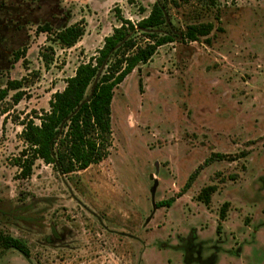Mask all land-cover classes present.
<instances>
[{
    "label": "rangeland",
    "instance_id": "rangeland-1",
    "mask_svg": "<svg viewBox=\"0 0 264 264\" xmlns=\"http://www.w3.org/2000/svg\"><path fill=\"white\" fill-rule=\"evenodd\" d=\"M157 1L2 0L33 12L6 16L19 26L12 47L0 24V91L21 80L24 92L18 104L14 91L0 101V233L30 250L0 249V264H264V0L179 8L159 0L170 25L159 33L207 22L213 30L209 42L177 38L159 48L115 89L107 158L68 176L37 161L23 179L13 166L25 147L22 124L39 123L120 26L117 11L138 22ZM45 23L51 34L39 30ZM76 23L83 37L62 48L55 33ZM214 153L226 159L203 166ZM208 186L216 192L206 205L198 196Z\"/></svg>",
    "mask_w": 264,
    "mask_h": 264
},
{
    "label": "trees",
    "instance_id": "trees-1",
    "mask_svg": "<svg viewBox=\"0 0 264 264\" xmlns=\"http://www.w3.org/2000/svg\"><path fill=\"white\" fill-rule=\"evenodd\" d=\"M200 0H168L174 8L188 5ZM203 1V0H202ZM212 5L215 0H209ZM167 7L158 0L150 13L138 22L121 16L117 11L120 26L104 39L103 46L91 59L80 64L75 74L66 81L63 91L56 92L49 102V110L42 112L37 118L39 123L28 119L23 125L22 139L25 144L19 156L13 160V166L19 169L20 178H29L37 161L53 166L64 176L85 171L107 158L112 146V104L114 92L125 79L141 65L150 62L159 48L174 43L177 38L187 42H198L207 38L213 25L210 22L189 25L184 33H159L163 27H170L167 20ZM41 32L52 33L50 24L45 23ZM84 27L76 23L55 33L54 41L62 48L75 46L84 35ZM139 36L143 41H138ZM209 42V39H206ZM53 54L52 47L49 48ZM23 53H16L18 62ZM46 64L53 60L44 56ZM93 85V86H92ZM92 87L90 93L89 90ZM23 82L12 80L0 91V101L10 91H14L12 99L18 104L24 97ZM226 159L223 154L214 153L203 166L214 161ZM190 177L186 188H189L196 174ZM216 192L215 186L202 190L198 200L206 205ZM175 199L161 201L157 208L171 207ZM226 204L220 209V220L226 217ZM221 231V226L217 227ZM0 249L16 250L25 257L30 256L27 244L11 235L0 233Z\"/></svg>",
    "mask_w": 264,
    "mask_h": 264
},
{
    "label": "flooded vegetation",
    "instance_id": "flooded-vegetation-1",
    "mask_svg": "<svg viewBox=\"0 0 264 264\" xmlns=\"http://www.w3.org/2000/svg\"><path fill=\"white\" fill-rule=\"evenodd\" d=\"M40 8L42 9L43 7H40ZM31 10H33V9H31ZM31 10L26 8V9H24V11L23 10L20 11L19 7L15 6L14 4L4 5L2 3V0H0V24H1L2 29H3V34L1 36L6 37L5 39H7V40H10V42L7 44L8 47H10V46L12 47V45H13V43H12L13 41H11L12 37H13V35H11V33H12L11 30H13L15 28L19 30V26L16 23H15L16 25H14L13 28L7 26L6 23L10 22L11 19H10V17L6 18V16H9L10 13H14L15 15H17L16 13H18V12H21L23 15L26 12H30ZM31 12H33V11H31ZM45 16L47 18V22L55 20L53 17H50V15H48V14ZM5 18L7 19L6 21H4ZM4 43H5V40H3L2 42L0 41V47L3 46Z\"/></svg>",
    "mask_w": 264,
    "mask_h": 264
}]
</instances>
